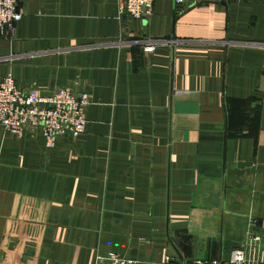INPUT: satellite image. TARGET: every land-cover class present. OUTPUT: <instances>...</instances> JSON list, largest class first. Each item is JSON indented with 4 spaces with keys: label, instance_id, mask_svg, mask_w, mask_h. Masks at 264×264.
Here are the masks:
<instances>
[{
    "label": "crops",
    "instance_id": "crops-1",
    "mask_svg": "<svg viewBox=\"0 0 264 264\" xmlns=\"http://www.w3.org/2000/svg\"><path fill=\"white\" fill-rule=\"evenodd\" d=\"M18 9L0 81L89 103L85 133L50 149L0 129V264L226 262L251 219L264 232V0Z\"/></svg>",
    "mask_w": 264,
    "mask_h": 264
},
{
    "label": "built area",
    "instance_id": "built-area-1",
    "mask_svg": "<svg viewBox=\"0 0 264 264\" xmlns=\"http://www.w3.org/2000/svg\"><path fill=\"white\" fill-rule=\"evenodd\" d=\"M116 1L120 10L132 20L147 19L152 15L154 0ZM174 1L179 5L183 3V0ZM21 17L18 0H0V36H8ZM156 47L157 41H150L142 47V52L150 55ZM88 103L86 93L77 97L66 88L49 96H41L35 90L24 93L8 74L0 81V129L16 137H21L27 129H37L41 133L45 148L50 149L61 135L78 138L85 133L87 119L84 108ZM256 226V220L251 219L249 230L240 244L232 250L228 261H197L194 264H264V232H257ZM169 262L170 258L167 257L165 264ZM97 264L133 262L110 254L99 258Z\"/></svg>",
    "mask_w": 264,
    "mask_h": 264
},
{
    "label": "water",
    "instance_id": "water-1",
    "mask_svg": "<svg viewBox=\"0 0 264 264\" xmlns=\"http://www.w3.org/2000/svg\"><path fill=\"white\" fill-rule=\"evenodd\" d=\"M246 163H241L239 166H244ZM28 254V253H26ZM180 264H184V263H180Z\"/></svg>",
    "mask_w": 264,
    "mask_h": 264
}]
</instances>
